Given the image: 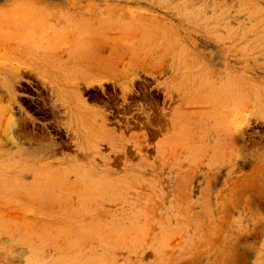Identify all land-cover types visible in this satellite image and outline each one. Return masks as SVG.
Masks as SVG:
<instances>
[{
    "label": "rangeland",
    "instance_id": "1",
    "mask_svg": "<svg viewBox=\"0 0 264 264\" xmlns=\"http://www.w3.org/2000/svg\"><path fill=\"white\" fill-rule=\"evenodd\" d=\"M0 264H264V0H0Z\"/></svg>",
    "mask_w": 264,
    "mask_h": 264
},
{
    "label": "bare ground",
    "instance_id": "2",
    "mask_svg": "<svg viewBox=\"0 0 264 264\" xmlns=\"http://www.w3.org/2000/svg\"><path fill=\"white\" fill-rule=\"evenodd\" d=\"M12 127V126H11ZM11 138V137H10Z\"/></svg>",
    "mask_w": 264,
    "mask_h": 264
}]
</instances>
